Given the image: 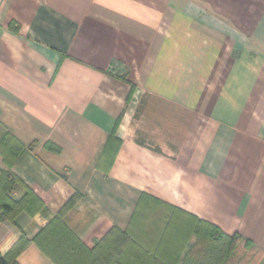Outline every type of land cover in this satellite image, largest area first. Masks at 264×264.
<instances>
[{
    "label": "crops",
    "instance_id": "crops-1",
    "mask_svg": "<svg viewBox=\"0 0 264 264\" xmlns=\"http://www.w3.org/2000/svg\"><path fill=\"white\" fill-rule=\"evenodd\" d=\"M6 133L44 205L0 222L17 264H54L33 240L72 199L88 248L145 195L264 250V0H0Z\"/></svg>",
    "mask_w": 264,
    "mask_h": 264
},
{
    "label": "trees",
    "instance_id": "trees-1",
    "mask_svg": "<svg viewBox=\"0 0 264 264\" xmlns=\"http://www.w3.org/2000/svg\"><path fill=\"white\" fill-rule=\"evenodd\" d=\"M0 143L4 161L12 164L23 145L8 133ZM19 183L10 170L0 168V222H13L22 212L34 216L44 206L29 188L20 199L12 198ZM73 201L33 240L54 264H260L264 260V250L239 233L227 234L215 224L145 195L125 230L113 227L88 248L64 222ZM146 202L151 208L143 206ZM29 243L21 236L7 254H0V264H17Z\"/></svg>",
    "mask_w": 264,
    "mask_h": 264
},
{
    "label": "rangeland",
    "instance_id": "rangeland-1",
    "mask_svg": "<svg viewBox=\"0 0 264 264\" xmlns=\"http://www.w3.org/2000/svg\"><path fill=\"white\" fill-rule=\"evenodd\" d=\"M145 205H146V207H150V208H151V205H152V204L146 202L145 204H143V206H145ZM262 262H263V261H262ZM260 264H261V263H260Z\"/></svg>",
    "mask_w": 264,
    "mask_h": 264
}]
</instances>
